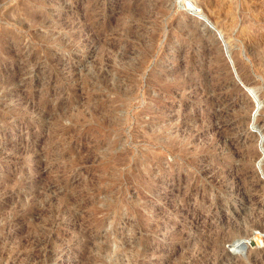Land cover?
Returning <instances> with one entry per match:
<instances>
[{
	"label": "rangeland",
	"instance_id": "374dc122",
	"mask_svg": "<svg viewBox=\"0 0 264 264\" xmlns=\"http://www.w3.org/2000/svg\"><path fill=\"white\" fill-rule=\"evenodd\" d=\"M263 28L264 0H0V264H264Z\"/></svg>",
	"mask_w": 264,
	"mask_h": 264
},
{
	"label": "bare ground",
	"instance_id": "6f19581e",
	"mask_svg": "<svg viewBox=\"0 0 264 264\" xmlns=\"http://www.w3.org/2000/svg\"><path fill=\"white\" fill-rule=\"evenodd\" d=\"M121 1V0H120ZM231 1H233V0H231ZM250 1V0H249ZM123 3V2H122ZM235 3V2H234ZM164 4V3H163ZM125 6V5H124ZM201 6H202V4H201ZM121 9V8H120ZM242 9V8H241ZM247 9H249V8H247ZM256 10H258V9H256ZM213 11V10H212ZM249 11V10H248ZM261 11V10H260ZM252 12H253V10H252ZM12 14V13H11ZM217 14V13H216ZM259 14V13H258ZM217 16H218V14H217ZM247 17H249V16H247ZM222 18V17H221ZM9 19V18H8ZM217 20H218V18H217ZM217 20H215V22L217 21ZM37 21V20H36ZM45 21V20H44ZM222 21H220L219 22V24L220 25H223L224 23L222 22ZM247 22V21H246ZM249 22V21H248ZM252 22V21H251ZM244 23V22H243ZM229 24V23H228ZM216 25V24H215ZM242 25V24H241ZM229 26V25H228ZM246 26V25H245ZM260 26V25H259ZM262 26V25H261ZM218 27V26H217ZM224 27V26H223ZM227 27V26H226ZM247 27V26H246ZM257 27V26H256ZM263 27V26H262ZM124 28V27H123ZM185 28V27H184ZM220 28V27H219ZM250 28H251V26H250ZM249 28V29H250ZM73 29V28H72ZM126 29V28H125ZM190 29V28H189ZM223 29V28H222ZM248 29V28H247ZM247 29H245V31L247 30ZM252 29V28H251ZM257 29V28H256ZM262 29V28H261ZM264 29V28H263ZM75 30V29H74ZM79 30H82V29H79ZM219 30V29H218ZM242 30H244L243 28H242ZM96 31V30H95ZM223 31V30H222ZM70 32V31H69ZM80 32V31H79ZM227 32V31H226ZM225 32V33H226ZM248 32V31H247ZM254 32V31H253ZM73 33V32H72ZM243 33V32H242ZM259 33V32H258ZM79 34V33H78ZM95 34V33H94ZM227 34V33H226ZM232 34V33H231ZM248 34H250V33H248ZM255 34H256V32H255ZM69 35H70V33H69ZM72 35V34H71ZM75 35H76V33H75ZM242 35V34H241ZM246 35V34H245ZM244 35V36H245ZM257 35V34H256ZM260 36H262V34L260 33L259 34ZM258 35V36H259ZM74 36V35H73ZM228 36V35H227ZM243 36V35H242ZM247 36V35H246ZM255 36V35H254ZM229 37V36H228ZM249 38V37H248ZM253 38V37H252ZM251 38V40H250V42H247V43H244L242 46H245L247 49L249 48L250 49V47H253L254 49H255V47L254 46H256V42H258V41H256V39L258 40V38H257V36H255L253 39ZM262 38V37H261ZM260 39V38H259ZM70 40V39H69ZM229 40V39H228ZM78 41V40H77ZM24 42V41H23ZM243 42V41H242ZM246 42V41H245ZM73 43V42H72ZM261 44V43H260ZM19 47V46H18ZM215 48V47H214ZM213 48V49H214ZM258 48V47H257ZM252 49V48H251ZM250 49V50H251ZM254 49H252V50H254ZM16 50V49H15ZM17 50H19V48H17ZM249 50V51H250ZM256 50V49H255ZM262 50V49H261ZM209 51V50H208ZM210 52H212V51H210ZM209 52V53H210ZM235 52V51H234ZM252 52V51H251ZM250 52V53H251ZM262 52L264 53V51L262 50ZM17 53V52H16ZM242 53V52H241ZM254 53H256V52H254ZM262 54V53H261ZM211 55V54H210ZM251 55H252V53H251ZM255 55V54H254ZM256 57H257V55H255ZM213 57H215L216 59H220V58H218L217 56H215V55H213ZM235 57V56H234ZM252 57H254L253 55H252ZM262 58V61H263V63H264V54H263V56L261 57ZM257 59H258V57H257ZM256 59V60H257ZM236 60V59H235ZM223 61V60H222ZM239 61V60H238ZM255 61V60H254ZM256 62V61H255ZM257 62H258V60H257ZM256 62V63H257ZM259 62H260V60H259ZM186 63V62H185ZM261 63V62H260ZM259 63V64H260ZM255 64V63H254ZM262 64V63H261ZM218 65V64H217ZM225 65V64H224ZM241 64H239L238 66H239V71H240V73H241V75H244V82H246V84L248 85H250V84H252L251 83V78H249V75H248V73H247V71L244 69V66L242 67V66H240ZM220 66V65H219ZM248 67V66H247ZM251 68V67H250ZM258 68V67H257ZM262 69H263V66H262ZM238 71V72H239ZM249 74H250V72H249ZM224 75V74H223ZM5 78V77H4ZM219 79V78H218ZM14 81V80H13ZM224 81H227L226 79H223L222 81H220V82H218L219 83V87H222V82H224ZM230 81V80H229ZM16 84V83H15ZM128 85V84H127ZM226 85V84H225ZM231 85V84H230ZM198 88V87H197ZM200 88V87H199ZM128 89V88H127ZM213 89V88H212ZM198 90V89H197ZM203 91V90H202ZM214 91V90H213ZM206 92H207V90H206ZM209 92V91H208ZM130 93V92H129ZM215 95V94H214ZM225 95H226V98H228V96L230 95V93L228 92V91H226L225 92ZM213 96V95H212ZM220 96V95H219ZM218 95L216 96V98L218 99V100H222L223 99V96L222 97H219ZM211 97V96H210ZM215 98V99H216ZM9 100V99H8ZM213 100V99H212ZM215 101V100H214ZM171 133V132H170ZM253 156V155H252ZM52 186V185H51ZM38 199V198H37ZM18 207V206H17ZM78 213V212H77ZM77 216V215H76ZM75 216V217H76ZM79 218V217H78ZM82 218V217H81ZM57 221V220H56ZM18 222V221H17ZM45 226V225H44ZM85 231V230H84ZM243 237V236H242ZM245 238V237H244ZM36 239V238H35ZM27 240V239H26ZM93 242V241H92ZM32 243V242H31ZM47 243V242H46ZM238 243V242H237ZM27 244H28V242H27ZM36 244V243H35ZM241 244V243H240ZM37 246V245H36ZM35 253V252H34ZM32 259V258H31ZM142 261V260H141ZM138 262V261H137ZM140 264H144V263H140Z\"/></svg>",
	"mask_w": 264,
	"mask_h": 264
}]
</instances>
